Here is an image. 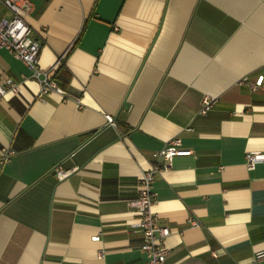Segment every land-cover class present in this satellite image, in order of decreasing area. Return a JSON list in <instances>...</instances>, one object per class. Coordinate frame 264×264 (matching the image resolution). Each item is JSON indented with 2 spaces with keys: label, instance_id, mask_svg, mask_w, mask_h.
I'll return each mask as SVG.
<instances>
[{
  "label": "crops",
  "instance_id": "1",
  "mask_svg": "<svg viewBox=\"0 0 264 264\" xmlns=\"http://www.w3.org/2000/svg\"><path fill=\"white\" fill-rule=\"evenodd\" d=\"M39 66L67 93L37 100L0 51V264H145L129 202L153 154L165 264H253L264 249V0H32ZM11 14L0 5V19ZM215 106L200 114L203 97ZM113 121V124L109 122ZM58 171L68 172L60 178ZM189 219L200 224L193 226ZM258 264H264L262 261Z\"/></svg>",
  "mask_w": 264,
  "mask_h": 264
},
{
  "label": "built area",
  "instance_id": "2",
  "mask_svg": "<svg viewBox=\"0 0 264 264\" xmlns=\"http://www.w3.org/2000/svg\"><path fill=\"white\" fill-rule=\"evenodd\" d=\"M2 5L11 14L10 18L0 19V51L7 50L15 58L21 60L32 71V78L39 86L37 100L44 102L46 96L51 93H57L67 99V93L61 85L52 76L55 66L49 69H42L39 66V54L41 45L38 40L32 37V29L27 23L26 18L33 12L34 5L32 0H0ZM252 90H256L264 84L244 81ZM7 91L17 93L18 84L11 79L0 82V99ZM216 99L205 96L201 102L200 114H206L215 106ZM113 124L112 120H109ZM189 149L182 146L178 137L170 139L164 145L162 150L153 154L152 165L145 170L139 180L137 197L129 202L138 216L136 227L142 233L141 250L146 255L145 264H165L168 255V249L165 246V239L170 235L168 227H162L158 224V218L152 211L155 203V193L153 184L162 170L171 165L172 160L178 156L191 155ZM10 149H3L0 158V166L8 163L13 155ZM246 166L252 170L258 162L264 160V155L259 153H247ZM60 178H65L68 172L58 171ZM189 223L197 226L200 223L195 219H189ZM254 263H264V249L257 250L254 253Z\"/></svg>",
  "mask_w": 264,
  "mask_h": 264
}]
</instances>
